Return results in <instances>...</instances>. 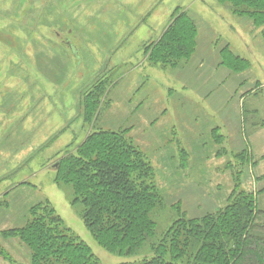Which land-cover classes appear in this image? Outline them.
I'll return each instance as SVG.
<instances>
[{"label":"rangeland","instance_id":"374dc122","mask_svg":"<svg viewBox=\"0 0 264 264\" xmlns=\"http://www.w3.org/2000/svg\"><path fill=\"white\" fill-rule=\"evenodd\" d=\"M182 12L197 27L195 52L157 64L149 56ZM263 30L219 0H0V246L29 263V250L1 233L47 200L102 264L132 260L95 241L73 187L57 181L54 165L95 128L124 131L153 165L159 233L177 207L190 218L224 207L237 179L264 211ZM226 46L249 68L229 70ZM99 82L108 89L91 118L85 104Z\"/></svg>","mask_w":264,"mask_h":264},{"label":"trees","instance_id":"16d2710c","mask_svg":"<svg viewBox=\"0 0 264 264\" xmlns=\"http://www.w3.org/2000/svg\"><path fill=\"white\" fill-rule=\"evenodd\" d=\"M219 1L264 26V0ZM196 28L187 13L177 14L149 57L174 66L190 59L196 42L189 38ZM221 57L232 72L249 68L228 46ZM107 89L99 82L87 96L88 117L97 115ZM238 158L246 163L244 154ZM54 167L57 181L73 187V204L82 206L81 218L95 241L111 254L132 259L121 264H264V211L257 195L241 189L238 179L224 207L201 218H190L177 207L171 225L159 233L152 218L162 203L155 170L124 131L95 128ZM29 215L24 226L1 233L6 240L18 239L30 252L29 263H17L0 246V256L11 264H102L49 201L32 206Z\"/></svg>","mask_w":264,"mask_h":264},{"label":"water","instance_id":"95a60500","mask_svg":"<svg viewBox=\"0 0 264 264\" xmlns=\"http://www.w3.org/2000/svg\"><path fill=\"white\" fill-rule=\"evenodd\" d=\"M68 45H69L71 51L73 52L74 56H75L77 59H79L80 56L78 55L77 48H76L75 46H72L69 42H68Z\"/></svg>","mask_w":264,"mask_h":264}]
</instances>
